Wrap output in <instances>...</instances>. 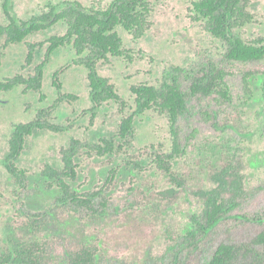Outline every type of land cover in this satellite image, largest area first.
Here are the masks:
<instances>
[{"label":"rangeland","instance_id":"rangeland-1","mask_svg":"<svg viewBox=\"0 0 264 264\" xmlns=\"http://www.w3.org/2000/svg\"><path fill=\"white\" fill-rule=\"evenodd\" d=\"M74 1L103 8L112 0H11V5L18 19L28 20L48 4ZM192 1H155L150 26L138 40L118 30L131 60L111 58L98 64L97 71L126 103L122 112L109 102L91 117L87 71L72 63L70 47L57 50L45 65L42 100L39 93H24L22 87L0 94V257L18 243L36 242L45 264H68V255L82 247L96 249V264H208L220 244L248 243L262 230L252 219H264V60L226 61L222 45L202 22L192 19ZM248 11L252 21L238 30L239 37L264 42V0H254ZM5 23L0 0V24ZM65 31V25L57 24L21 44L5 47L0 40V80L33 75L44 61L49 38ZM28 45L35 46L31 64H26ZM209 65L227 73L230 104L190 96L192 78ZM247 72L253 76L245 82ZM55 73L62 93L76 97L73 102H56ZM165 76L176 79L187 95L188 110L179 121L186 153L172 165L178 182L155 168L152 154L169 152L171 142L166 118L149 111L136 118L131 142L116 155L98 158L81 152L75 159L77 178L71 188L79 194L100 193L93 200L99 213L57 205L59 191L43 173L62 170L61 150L72 140L98 143L114 137L121 119L134 110L130 87L158 85ZM40 111L50 123L69 128L62 133L40 131L26 140L17 162L26 181L19 188L3 165L8 141L14 125L32 122ZM205 113H213V120ZM111 174L115 178L107 182ZM233 184L241 188L238 208L196 246L176 247L206 199L217 192L230 198ZM243 215L248 220L241 219ZM30 217L39 220L38 228L29 226Z\"/></svg>","mask_w":264,"mask_h":264},{"label":"trees","instance_id":"trees-1","mask_svg":"<svg viewBox=\"0 0 264 264\" xmlns=\"http://www.w3.org/2000/svg\"><path fill=\"white\" fill-rule=\"evenodd\" d=\"M155 1L160 0H112L103 8L85 7L78 1L61 2L48 4L40 14L23 20L13 14L11 0H2L6 23L0 24V40H3L5 47L21 44L31 35L47 31L57 24L65 25L66 31L63 35L49 38L44 61L36 68L33 75L27 78L16 75L0 80V94L22 87L24 93L30 91L39 93L42 100L45 65L57 50L70 47L75 56L72 63L83 66L87 71L91 117H95L99 108L109 102L115 103L122 112L126 103L120 98L110 80L98 74L97 66L108 62L111 58L125 57L128 61L131 60L122 48V39L118 30L122 29L134 40L142 38L150 26ZM253 1L193 0L191 2L192 19L195 22H202L205 31L222 45L223 58L226 61L246 64L264 60V42H245L238 33L240 28L252 21L248 7ZM34 49V45H28L26 64L32 63ZM57 76L58 74L55 73L52 80V86L57 93L56 102H73L76 97L62 93V86ZM252 76L250 72L245 73V82ZM226 77L227 73L214 65L202 68L192 78L189 94L192 97H212L218 104H230L232 96ZM130 92L134 100V110L121 119L114 137L103 138L98 143L72 140L67 148L61 150L62 170L48 169L43 173L46 181L50 182L49 185L59 191V196L56 198L57 205L68 206L74 211L86 209L91 214L99 213V210L94 208L93 200L100 193L79 194L71 188V183L77 178L75 159L81 152L89 157L98 158L116 155L131 142L136 118L149 111L166 118L171 142L169 152L152 154L155 168L173 183L178 182L172 171V165L185 155L187 148L186 140L181 137L179 130V121L188 110L186 93L180 83L169 76L163 77L158 85H133L130 87ZM261 98L264 114V82L261 85ZM43 115V111H40L32 122L14 125L8 141V151L3 165L19 188H23L26 181L25 171L17 167L26 140L40 131L62 133L69 128L50 123ZM204 115L208 120L214 118L213 113ZM114 178L115 176L111 174L106 181L111 182ZM238 187L239 185L236 184L230 187L233 190L230 198H224L220 192L210 195L202 211L190 217V227L178 239L176 247L196 246L213 228L236 210L240 205L238 199L241 197V188ZM100 207H104L103 203ZM240 218L248 220L244 215ZM252 220L262 224V230L248 243L220 244L208 264H264V219L256 217ZM38 222L35 217L29 218V226L32 229L38 228ZM175 245L170 247V252L175 253ZM42 250L36 242L18 243L5 252L0 257V261L2 264H45ZM96 255V249L82 247L70 253L67 262L96 264Z\"/></svg>","mask_w":264,"mask_h":264}]
</instances>
